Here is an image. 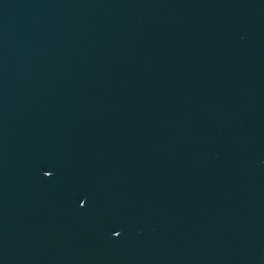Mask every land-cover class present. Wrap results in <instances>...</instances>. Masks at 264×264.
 <instances>
[{
    "label": "water",
    "instance_id": "water-1",
    "mask_svg": "<svg viewBox=\"0 0 264 264\" xmlns=\"http://www.w3.org/2000/svg\"><path fill=\"white\" fill-rule=\"evenodd\" d=\"M0 264H264V0H0Z\"/></svg>",
    "mask_w": 264,
    "mask_h": 264
}]
</instances>
